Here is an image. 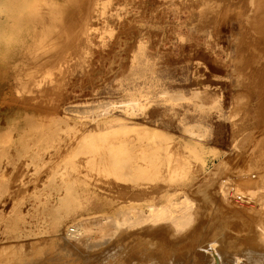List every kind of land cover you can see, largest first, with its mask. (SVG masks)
I'll list each match as a JSON object with an SVG mask.
<instances>
[{
	"label": "rangeland",
	"instance_id": "rangeland-1",
	"mask_svg": "<svg viewBox=\"0 0 264 264\" xmlns=\"http://www.w3.org/2000/svg\"><path fill=\"white\" fill-rule=\"evenodd\" d=\"M3 1L4 0H0V9H1L0 10V33H1L0 34V140L2 139V141H0V153H2V158L0 160V185H1L0 189L2 190V191L0 190V253H1L0 259L2 261L0 260V264H6L8 261L9 262L7 264L9 263L19 264L20 262H21L20 264H24L22 261L30 264L32 259L33 262H35L34 259L36 260V262H38L37 258L35 257L38 256V258L40 257L43 258L44 255L47 253V250L50 251L49 252L50 254L47 253L49 257H45V258L46 259L49 258L52 261V263L56 260L54 258L55 256L51 254L52 251L58 254V252H56L55 250L65 254L64 255L65 258H64V256L59 253V255L63 256V257L60 256L61 258H63L62 260L60 259L61 262H63L64 260L75 261L76 260L75 255L78 253V251L79 254L80 252H83L86 256H88V258L91 259L92 255L94 256L97 250L100 251L103 247H105V245L103 246V244L100 245L101 243H106V244L110 243V242L107 243V239H104L108 237H104L103 239L102 238L99 239V237H97L99 225L96 223H98V221H100V219L105 216L116 217L117 213L123 210L124 206L123 204H121L123 202V198H122L123 194H121L120 192L121 190L120 187H123L124 184H125L124 186L127 185L130 186V184L129 182L128 183L126 182L127 183L126 184L125 182L118 180V178H120L118 176V173L120 171L116 173L117 176L113 175L112 172L108 173L107 175L105 173L103 176V173L101 172V169L103 170L105 168L103 165L102 168H100V171H98L97 169L95 170L91 169L90 171V166L85 165L84 162L86 159L85 157L86 155L83 154L85 158L82 159L83 156L80 153H77L76 155L72 154L73 155L72 158H70L71 155L69 154L72 153L71 150L72 151L75 150L74 148L76 147V143L78 141L84 139L85 145L83 144L84 143L83 141L77 143V145L81 143L84 145V146L80 145L81 147H85L87 146V144L90 145L91 143L94 142L96 146H100L101 145L99 143L100 140H102V137L104 135H107L105 136V138H107L109 143L110 144L113 143L112 146H115L117 150L120 149L119 152L121 151V155L120 153L117 154L118 157L119 155L120 156L125 155L126 152L124 151V149L126 148L125 145L122 146V148L120 147L121 145L117 146V139H114V136H112L115 135L114 134L115 128L112 127L107 129L106 133H101V134L97 133L99 134L98 135L99 137L101 136L100 138L95 137L96 134L94 130L96 126L94 127V125H98L100 121L103 120L101 116L98 119H96L99 116V114L102 113V112L99 113L102 110V109L101 110L99 109L100 111L98 110L99 106L107 107V111H108L107 114L109 118L111 117L119 118L126 121L129 124L136 125L137 127L150 128L149 130H154V132L160 131V133L164 134L167 137L169 134L168 139L171 142H168V149L169 151L170 150L172 151V155L174 156H176V154L177 156H179V154L180 156L183 155L184 148L188 144H193V143H197L199 144L198 146L203 147L206 151L213 152L215 154L213 156L210 154L204 156L206 159V170H205L206 174L198 173V169L195 166V164H192L190 168V171L194 173L195 181L196 180L202 181L203 179L204 181L207 180L206 182L202 183L203 186L200 190L205 191L206 193L208 192V195L210 196V197L208 196L209 197L208 198L203 193L202 195L197 193H193L192 195L190 191L193 190V188L186 189L187 192L186 195L189 197V199H191L192 202H194L193 211L197 210L198 213V214L196 213L194 215L195 217H193L196 218L195 219L196 224L192 223L194 219L191 220L187 224V226L189 225V228L191 225V228L188 229V227L186 226L185 227L186 232H184L183 230L182 233L173 232L170 228H168L169 231L167 232L161 231L160 229L164 225L161 224L162 222L160 224L156 223V225L153 224L155 227H151V228L149 227V225L151 224L146 223L148 226L147 225L144 226L142 223V225L139 226L141 228L139 227L138 228L140 230L142 229V231H140V236L143 240L142 241L143 245L144 243H146L144 241H147L149 244L156 246L159 243L161 245H165L166 247H170L171 250L174 249L172 251L176 252L177 256L184 255L186 253V246H188V244L191 241V239H188V237L191 236V234H197L198 236V240L195 243V245L198 247L194 249H198L199 251L206 246L211 248V246L213 247L214 245L215 246L213 247V249H217L219 247L218 246L219 243L214 244L217 240L209 241L212 240V238L209 239L208 237V232L212 230V227H215L213 225L215 223H211V222L205 223L207 221V216H208V220L211 218V216L213 218L214 216L212 215V212L215 211L216 213L217 210V202L215 201V195L212 193L213 191L216 190L215 189L216 182L223 180L224 179L223 176H227L226 179L230 177L233 179L232 181L234 183H238L239 180L237 179V177L239 178V176L237 174H241L244 170L246 171L247 174L250 175L248 177V175L243 173L245 176L243 175L242 178L248 177L250 179L253 178L252 180H255L256 178H258L256 175L258 174H260L258 176H261V174L264 175L263 173L264 158L262 157L264 156V152H262L264 150V146H263L264 133H262L264 130V125H263L264 123V107H263L264 106V95H263L264 72L263 71L264 70L263 71L261 70L260 77L258 76L255 77L254 79L251 73L252 65L247 64V61H249V59L252 57L251 56L253 54L252 52H255L254 49L256 51H260L261 59L262 57L264 59V51H263L264 38L259 34L257 35L255 33L253 34V31H255L254 25H251L248 28V30L250 29L249 31L246 29V27H244L245 29L242 28L243 32L239 31L241 30L242 26L240 25V22L237 21L239 24L238 25L237 22L235 21V19L240 20L238 19L239 10L237 9L238 11L237 13V11L234 10L236 8L230 5L228 6L226 2L222 4L223 8L220 5L219 7L220 10L214 6L211 7V9L213 8V10L214 9L215 10L213 11L209 9L211 11L210 12L207 10L208 7L205 8L204 5L202 6L203 0H95V2L94 0L92 1L90 0L91 4L94 3V5L92 4L90 6H87L89 5L88 4L89 2H87L86 0H78L76 2L70 0L72 1L71 4H68L70 3L69 1H67L68 3L64 1L66 10H67V6H69L70 9L68 8V10L70 11L71 14L75 13L76 17L79 18L80 15H83L80 13H84L85 15L88 14V17H86L87 19L85 18L86 21L84 20L85 22H87L85 23L87 30L85 32L86 37L85 35H83L81 39L78 38L77 32H75L76 35L73 33V31H76L75 30L76 27L74 26L75 28L74 29L72 26L71 27L68 26L69 28L71 29L73 28V29L72 31L69 29L67 30V26H65L66 24L64 23H62L64 24V26L62 25L61 27L59 26L58 28H56L58 30L56 29L53 30V32L48 35L49 39H52L50 41L52 42L54 40H57L58 43L64 42L67 44L65 45L63 43V46L59 44L63 47L61 53H60L61 50H58L61 49L60 46L58 48L57 46L58 43L55 45L57 46V48L55 47L52 48L51 49L52 51H50L49 53L54 54L56 52L55 50H58V52L55 55L58 54L57 57L58 56L60 57L61 55L62 59L60 60H62V62L59 61L60 62L59 63L58 61H56L59 60L57 58L56 60H54V62H51V66H46V69H49V71H51V73L49 74L50 75L52 74L50 79L49 78L46 79L44 75H42L39 72L38 76L35 75L36 76L35 81L38 84L35 83L34 87L28 85L29 89H25L23 88L22 84L16 85L14 83L15 73L12 70L16 67L13 68V66L10 65L16 61L17 58L16 56L20 54L19 52L20 51L22 52V50L19 47L20 44L22 43L25 46V43H28L29 41L32 42V36L35 32H37V28L35 26V22H36L35 8L43 4H48L50 2H54L55 4L60 2L59 4L61 5L63 0H49V2H47L48 0H19L22 7L23 5L25 6L23 7V9L17 7V6L21 7V5H16L19 3L18 0L17 1L9 0L10 2L12 1L11 4L15 1L14 5L13 4L12 5L16 7V9L18 8L17 10L12 5L9 4L10 2L7 3L8 8L6 6L7 5L6 3H4L3 6L1 4V2L3 3ZM5 1L7 2L8 0ZM55 1H57V3ZM84 2L86 4V7H88L90 11L84 9L83 7ZM77 3L80 8L82 5V8L84 9L81 12H79V14L78 12L77 13L74 11H73L74 13L71 12L72 8L73 10L74 8H78L77 6L73 7L75 6L74 4ZM70 5L72 6V8ZM26 6L28 8H26ZM91 6H93V8ZM59 7L62 9L63 6L62 7L59 6ZM221 8L224 11L221 10ZM68 10L66 11V14L67 13L68 14L67 15L65 14V16H67L68 20H70L69 17L71 18L72 16L75 15L69 14ZM77 10L79 11L80 9L78 8ZM225 10L229 14H227ZM18 13L21 15L22 19L20 18V15ZM222 14L226 16V18L222 17L223 16ZM234 14L235 15L237 14V17L234 16ZM65 16L64 18L66 21L67 19ZM76 17H72L74 19L73 21H75ZM80 17L82 18V16ZM33 18L35 22H33L32 20ZM14 20L16 24L12 23L14 22ZM30 20L31 23L33 22L34 24H30ZM220 20L223 22L220 23L221 22ZM226 21L228 22V24H226ZM8 24H10L9 27ZM236 26H238V28ZM239 26L241 27L239 28ZM64 27H66V29H64L66 30L65 31L66 33L63 30ZM236 28L237 30L238 29L239 30L238 31L235 30ZM17 29L21 31H18ZM67 31L70 32V33L68 32L70 35L74 34L76 36L75 41L71 37L73 40V44L71 43L72 40L69 38L70 35L68 37ZM63 32L67 36H65ZM238 32L240 33L241 36H245L246 38L245 37L241 38L240 35L239 37L237 35L239 34ZM60 34L61 36H59ZM241 39L242 42L240 41ZM243 39H245L246 41ZM22 41L25 43H23ZM237 41L240 42V45L241 43L242 45L248 44L247 46L248 47L250 46L249 47L250 49H248L247 46L243 47L242 45L241 46L237 45L239 44L237 43ZM82 43L85 44V46L82 45ZM65 46H67V49L68 46H70L68 50H71L72 48L75 50L72 49L73 52L72 50L68 51L67 49L63 51V49L66 48ZM238 46L240 48H238ZM234 47H236V50ZM238 49L241 50L237 51ZM77 50H79L80 53L78 51L76 52L77 54L73 55L74 51ZM245 50L246 52L244 53L247 52L248 53L243 55V51ZM249 51L251 52L249 53ZM70 52H72L73 56L71 55ZM78 53L80 56H77ZM235 55L237 57H235ZM80 57L82 59V62L81 59H79ZM262 62L260 63L259 66H264V61L262 60ZM239 66H241L243 69L240 68ZM10 68L12 69L10 70ZM17 68H19V66H17ZM245 68L248 71L250 70L251 71L248 72L246 71ZM240 69H242L243 71ZM241 72L242 73L245 72L247 74L246 77H242ZM249 73H251L250 74L251 77L248 76ZM247 77L249 79H247L246 81L247 85H246V83L244 82ZM242 78H244V81H242L243 80ZM252 79H254V81H252ZM42 80L43 82H41ZM248 80L250 85L248 84ZM56 81L58 82L57 83L58 85H55ZM238 81L240 83H238ZM251 83L255 84V88L254 86H252ZM257 85L259 86L261 85V87ZM43 86L47 87V89ZM53 88L57 89V91H55ZM257 88L259 90H257ZM34 90H37V92ZM40 91L42 92L46 91V92L42 93ZM38 92H40L41 94H39ZM257 92L260 94H257ZM54 93L56 95H54ZM39 95L43 99L40 98ZM44 96L47 99H45ZM46 96H50V97H46ZM131 100L132 101L135 100L136 102V106L133 108L127 107L126 104ZM34 106H36L37 108ZM39 107L41 109L44 108L48 111L45 112L43 110H40ZM50 109H52L51 111L54 112H51ZM65 109H67V111ZM257 109L259 110L257 111ZM256 115H258V117ZM235 116L238 117L236 118ZM29 119H32V124L35 121L34 124H36L37 126L39 125L38 127H41L39 130L41 135L38 131L36 134L38 136L37 141L33 140L35 134L31 128L33 127L34 124L31 125L32 126L31 127L30 124L28 123ZM93 119H96V121L95 122L92 121ZM39 120L42 121L40 122ZM242 122L244 124H242ZM43 124H46L44 126L47 127L43 128L44 127V126L42 127ZM51 126L54 132L56 131V129H59V131L57 130L58 133L57 131L55 132L56 134L53 131L48 132L49 130H52L50 129ZM26 127H28L29 129ZM191 127L193 130L191 129ZM47 128H49V130ZM185 128L186 129L188 128L186 130L187 132L185 131V133H183ZM43 129L44 130L47 129V130L43 131ZM73 130L75 132H73ZM189 130L190 131L192 130L195 138L186 136L190 134L188 132ZM77 131L79 134L76 133ZM48 133H51V136ZM45 134L47 135V137L46 136L44 137ZM196 134H199L197 138H196ZM56 135H58L59 137ZM69 135L71 136V138ZM131 135L133 136V133L129 134V137H132ZM42 136L44 137L43 139ZM198 137L199 138L201 137L200 140ZM188 138L189 141H187ZM87 139L89 140L88 142L86 141ZM74 141H76L75 144ZM259 141L262 142V147H263V148L261 147L262 149L261 148L259 149L260 147L258 145L260 144ZM29 144L30 145L32 144V146L28 147ZM110 144L106 146V149L110 148L109 147ZM173 144L175 145L177 144L179 147L177 145L174 146ZM22 146H24L26 150H24V147ZM148 149L152 150L151 152L153 153L152 148L149 147ZM174 150L177 151L174 152ZM242 151L244 152L242 153ZM259 151H261L263 154H260L261 152ZM155 152L156 151H154L153 155L152 153L148 154L152 159V172L148 170L146 171V169L144 168L146 172L144 170L143 171L146 174L142 173L140 175L146 177L147 179L149 178V180L151 181V182L147 181L148 183H151L149 185L154 184L159 186L162 185V183H160V180L161 182L164 181V173L162 172L163 164L161 163V165H159L160 166L159 171L155 170L154 164L159 162V158H158L159 156H157L158 153L156 154ZM66 158L70 160L75 158L73 159L74 161H72L73 165L71 162L66 163L67 161ZM80 160L83 162H81ZM74 163L75 165L76 163L78 164L77 165L78 167L77 166L75 167V171L72 170V166H75ZM216 164L219 166L221 165L222 167L221 166L220 167L221 168L224 167L225 169L223 168L221 170L218 167V171H217V169H215ZM20 165L22 166L20 167ZM135 165L137 166V162L135 163ZM43 166H46V168ZM67 166L68 168H66ZM54 169H56L57 171ZM239 170L240 172H238ZM51 172H52V178L50 176ZM53 172H55L56 174ZM67 172L71 173V175L68 174ZM98 172L102 175L99 174V176L97 177L96 173ZM156 173L158 175H156ZM67 174L70 176V177L68 176L69 178L73 177L70 181L74 180L76 177L77 179L79 177L82 178L87 177L88 179L91 178V181L89 180L88 183L86 184L87 190L82 194L78 193L77 197L74 199V203L72 202L71 204L68 203V201H66V198H68L69 194L63 188H60L62 186V181L60 180H63L61 178L62 177L64 178V176H67ZM254 174L256 178L254 177ZM47 175H49V177H47ZM209 175L210 178H208ZM215 175L216 178H214ZM101 176L103 177L102 178L103 180L100 179ZM105 177L106 178L109 177L108 180L110 179V181L104 179ZM221 177H223V179ZM69 178L68 181L67 179H64L65 186H68L69 183L75 186L76 184L71 183L69 181ZM234 178L237 181L234 180ZM46 179L47 180L51 179L50 180L51 182L50 183L49 181L47 182ZM35 180L37 181V183H34L36 182ZM113 180L115 182L117 181V183H115ZM52 181L53 182L55 181L56 183L54 182L55 184L54 183L52 184ZM105 181H106V186H105ZM157 182L160 184H158ZM107 183L109 185L111 184V189H112V190L110 189L111 191L109 190V186ZM204 184H206L205 185L206 187L204 186ZM45 185L46 187H48L49 185L50 186L46 188ZM91 185H95L94 190L89 188ZM210 185L211 188L209 187ZM76 186H75L76 191H79L80 184H77ZM51 187H53V189H51ZM208 187L210 189H208ZM43 189L44 191H42ZM61 189L63 190V192H61L62 191ZM74 191L75 190L71 191L70 193L72 194V192L74 193ZM103 191L105 193H103ZM165 191L172 194L175 192V189L172 186H169L166 188ZM262 191L261 189L259 190L255 189L254 195L258 196L257 193L262 194ZM107 192L109 194H107ZM65 194L68 195L65 196ZM176 196L178 198L179 197L181 198L179 194ZM62 197L64 198L65 201L62 200L63 199ZM195 201L197 202L195 203ZM206 201L208 202L209 205L207 204ZM66 202L68 203L67 205H65ZM202 203H204L205 205H203ZM213 206L216 207L214 208ZM194 207H196L197 209L195 210ZM208 207H210V209ZM207 209L209 212L207 211ZM206 213L209 214L207 215ZM196 215H198L199 217ZM80 221H82V223H79ZM83 222H85V224ZM77 223L83 226V228L85 227L86 229L87 228L89 229L87 232H85L87 233V237L89 239H86L83 243L87 242L90 245V250L86 246L81 245L82 243L78 244L77 242L66 236L68 230L74 229L72 226L75 227ZM208 224L212 226H209ZM203 225L206 226L207 228L200 227ZM121 231L116 233L117 236ZM85 233L83 234L85 235ZM173 234L175 237H173ZM177 234L179 235L177 236ZM92 238H95L96 240ZM48 239L49 240L56 239L55 240L57 241L56 245H58L59 248L57 246L56 247L53 246L54 249L53 250L51 249L52 247L49 246L48 247L49 249H47L46 243H42V242L43 241L48 242ZM207 241L214 243H211V245L209 246L207 244L208 243ZM36 244L37 247H39L40 249L44 248V251L46 248V253L44 252V254L42 255L43 249L41 253H39L40 251L37 253L38 250L35 252L34 250L37 249ZM43 244L46 247H44ZM91 246H93V248ZM95 246H97L98 248L101 246V248L98 249L96 247V251H95ZM173 246L175 248H173ZM202 246L204 247L202 248ZM16 248H18L19 250H17ZM22 248L23 250H21ZM64 248H66L67 250ZM7 249H9L10 251ZM63 249L64 251L65 250L66 251L63 252ZM4 251L6 253H3ZM90 251L91 252L94 251L92 252L93 254ZM24 253L26 256L24 257L19 256V255H24ZM32 253H34L33 254L34 257L31 256ZM35 253L37 254L35 255ZM66 253H69L70 255L68 254L66 255ZM208 253L210 254V252L205 251L203 258V260L205 259V261L201 262L202 264H214L213 257H209ZM8 254H10L11 256ZM160 254L159 252H156L155 255V256L158 255L159 259H155L158 258L155 257L153 258L152 261L149 262L143 260L142 264H156V263L168 264L167 261L163 259L162 252H160ZM50 255H52L53 257ZM8 256L10 257L9 260H8ZM27 256L28 257L31 256L32 259L26 258ZM66 256L68 257L66 258ZM25 258L28 261H26ZM53 258L54 260H52ZM56 258L57 260L59 259L57 256ZM3 259L5 260V262ZM14 259L16 261H14ZM43 259L41 260V262L35 264H41V263L44 264V262H42ZM47 260L44 261L47 262ZM190 260H193V258H191ZM190 260H189L190 264L193 263L196 264L195 260H193L192 263ZM17 261L19 263H17ZM135 262L137 263V261ZM49 263L52 264L50 261ZM49 263L47 262L46 264ZM233 263L239 264L235 262ZM65 264L68 263L65 262ZM225 264H230V263L226 262Z\"/></svg>",
	"mask_w": 264,
	"mask_h": 264
},
{
	"label": "bare ground",
	"instance_id": "bare-ground-1",
	"mask_svg": "<svg viewBox=\"0 0 264 264\" xmlns=\"http://www.w3.org/2000/svg\"><path fill=\"white\" fill-rule=\"evenodd\" d=\"M15 1H17V0H15ZM15 1L12 3L13 5H14V3H15ZM19 1V0H18ZM64 1L65 2H67V1H69L70 3H68V4H71V2L72 1H70V0H63V2H62V4L60 5L59 3H57V1H55L57 4H55L54 2H50V3H48V4H43V5H40L39 7H37V8H35L34 10H35V15H36V19H35V21H34V18L32 19L33 20V22H35V26H36V28H37V32H35L34 34H33V36H32V42H28V43H25V42H23V41H25V40H23L22 42L23 43H25V46L21 43L20 44V49L22 50V52L20 51L19 53L20 54H18V56H16L17 58H16V61L14 62V63H12L10 66H13V68L14 67H16V68H14L12 71H14V83L16 84V85H20V84H22V86H23V88H25V89H29L28 88V85H30V86H32V87H34L35 86V83L36 84H38L36 81H35V77L36 76H38V73L40 72L42 75H44V77L47 79V78H49L50 79V77L52 76V74L50 75L49 73H51V71H49V69H46V66H51V62H54V60H56L57 58L59 59V60H56V61H61L62 62V60H60V59H62L61 57V55H60V57L58 56L57 57V55H55L57 52H58V50H61L60 51V53L62 52V46H63V43L64 42H60V43H58L57 42V40H54V41H50V40H52V39H49V34H51L52 32H53V30H55L56 28H58L59 26L61 27L62 25L64 26V24H66L65 26H67V30L69 29V30H71L72 31V29L74 28V26L76 27V31H73V33L76 35V33L75 32H77V34H78V38H80L81 39V37H83V35H85L86 33V24L85 23H87V22H85L86 20H85V18L86 17H88V14H84V13H80V14H83V15H80V16H82V18L78 15L79 14V12H81L82 10H84V9H86L87 11L89 10V8L88 7H86V4H85V2L87 1V2H89L88 4L89 5H87V6H90V5H94V3H92L91 4V1L90 0H86L85 2H84V4H83V7H84V9L82 8V5H81V8L79 7V5H78V3L77 4H74L75 6H73V7H78L80 10L78 11L77 9L78 8H74V10H73V8H72V6H71V12H78V16H79V18L78 17H76V14L74 13V14H71L70 13V11L68 10V8H69V6H67V10L69 11V14H71V15H75V16H72V17H76V19H75V21H73L74 19L72 18H70L69 16V19L70 20H72V21H70V20H68V18H67V16H65V14H66V6H65V3H64ZM73 1H78V0H73ZM8 2H10L9 0L6 2L5 0L3 1V3L1 2V4L3 5L4 3H8ZM12 2V1H11ZM11 2L9 3L10 5H12L11 4ZM47 2H49V0L47 1ZM74 2V3H75ZM94 2H95V0H94ZM201 2V1H200ZM227 3L228 4V6L230 5V6H232V7H234V8H236V9H234V10H236L237 11V9L239 10V18L238 19H240V20H237V19H235V21L237 22H240V25L242 26H239V28L241 27V30H239V31H242V28L243 29H245L244 27H246V29L248 30V28L251 26V25H254V27H255V31H253V34L255 33L256 35L257 34H259L260 36H262L263 38H264V0H203V4H202V6L204 5L205 6V8H207V10L208 11H210L209 9H211V7H216V8H218L219 9V7H220V5H221V7H222V4L223 3ZM18 3V2H17ZM19 3H20V1H19ZM16 4V5H21V3L20 4ZM63 3H64V5H63ZM231 3V4H230ZM73 4V3H72ZM12 5V6H13ZM63 6L62 7V9L64 10V8H65V10L63 11L59 6ZM85 5V6H84ZM4 6V5H3ZM7 6V8H8V4L6 5ZM5 6V7H6ZM225 6V5H224ZM14 7V6H13ZM18 8H22L23 9V7H25L24 5H23V7H22V5H21V7H19V6H17ZM92 8H93V6H91ZM91 7H90V9H91ZM231 7V8H232ZM2 8H4V7H2ZM11 8V7H10ZM15 9H16V7H14ZM17 8V9H18ZM26 8H28L27 6H26ZM95 8V7H94ZM223 8V7H222ZM221 8V10H223ZM6 9V8H5ZM16 9V10H17ZM70 9V8H69ZM77 11H76V10ZM233 9V8H232ZM1 10V9H0ZM2 10H4V9H2ZM10 10H13V9H10ZM86 10H85V13H86ZM93 10V9H92ZM211 10H213V8L211 9ZM215 10V9H214ZM213 10V11H214ZM220 10V9H219ZM234 10H233V12H234ZM23 11V10H22ZM90 11V10H89ZM212 11V12H213ZM217 11V10H216ZM224 11V10H223ZM226 11V10H225ZM14 12V11H13ZM12 12V13H13ZM28 12H29V9H28ZM84 12V11H83ZM211 12V11H210ZM227 12V11H226ZM225 12V13H226ZM1 13H2V11H1ZM20 13V12H19ZM18 13V14H19ZM23 13V12H22ZM206 13H207V11H206ZM217 13V12H216ZM222 13H224V12H222ZM237 13H238V11H237ZM17 14V13H16ZM68 14V13H67ZM66 14V15H67ZM209 14V13H208ZM213 14V13H212ZM227 14H229L228 12H227ZM12 15V14H11ZM20 15V14H19ZM18 15V16H19ZM84 15H85V17H84ZM205 15V14H204ZM223 15V14H222ZM221 15V16H222ZM233 15V14H232ZM64 16L66 17V21H65V18H64ZM216 16V15H215ZM229 16H231V15H229ZM228 16V17H229ZM234 16H236L237 17V14L235 15L234 14ZM7 17V16H6ZM16 17V16H15ZM84 17V18H83ZM205 17V16H204ZM210 17V16H209ZM217 17H218V15H217ZM222 17H225L226 18V16H222ZM19 18V17H18ZM20 18H21V15H20ZM29 18V17H28ZM27 18V19H28ZM80 18H81V21H80ZM230 18V17H229ZM10 19V18H9ZM8 19V20H9ZM16 19V18H15ZM22 19V18H21ZM30 19H31V16H30ZM79 19V20H78ZM87 19V18H86ZM201 19V18H200ZM222 19H224V18H222ZM221 19V20H222ZM233 19H234V17H233ZM6 20H7V18H6ZM18 20V19H17ZM79 22H78V21ZM85 20V21H84ZM204 20V19H203ZM220 20V21H221ZM11 21V20H10ZM27 21V20H26ZM67 21H70V22H67ZM84 21V22H83ZM19 22V21H18ZM31 23V20H30V24H34V23ZM77 22V23H76ZM81 22V23H80ZM223 21H221L220 23H222ZM238 22H237V24H238ZM12 23H15L16 24V22H15V20H14V22H12ZM11 23V24H12ZM21 23V22H20ZM26 23V22H25ZM62 23H64V24H62ZM230 23V22H229ZM226 24H228V22L226 21ZM6 25V24H5ZM9 25L10 24H8V27H9ZM13 25V24H12ZM26 25V24H25ZM24 25V26H25ZM28 25V24H27ZM239 25V24H238ZM34 26V25H33ZM73 27L72 29L71 28H69V27ZM7 27V28H8ZM16 27V26H15ZM231 27V26H230ZM237 28H238V26H236ZM17 28V27H16ZM20 28V27H19ZM18 28V29H19ZM88 28V27H87ZM237 28L235 29V30H237ZM6 29V28H5ZM17 29V30H18ZM27 29V28H26ZM32 29V28H31ZM64 29H66V27H64L63 28V30ZM56 30H58V29H56ZM231 30V29H230ZM237 30V31H238ZM246 30V31H247ZM250 30V29H249ZM248 30V31H249ZM18 31H21V30H18ZM66 30H64V32H65ZM236 31V32H237ZM245 31V32H246ZM32 32V31H31ZM34 32V31H33ZM59 32V31H58ZM63 32V33H64ZM69 31H67V34H68V37H69V33H68ZM229 32V31H228ZM243 32V31H242ZM17 33H19V32H17ZM23 33H24V31H23ZM66 33V32H65ZM65 33H64V35H65ZM232 33V32H231ZM239 33V32H238ZM252 33V32H251ZM1 34V33H0ZM10 34V33H9ZM55 34V33H54ZM74 34H71L70 35V39L72 40V38L74 39V41L76 40V36L74 35ZM237 34V33H236ZM5 35V34H4ZM21 35V34H20ZM72 35H74V36H72ZM238 36L240 35V33L239 34H237ZM248 35V34H247ZM6 36V35H5ZM14 36V35H13ZM31 36V35H30ZM29 36V37H30ZM52 36H53V34H52ZM56 36V35H55ZM54 36V37H55ZM59 36H61V34L59 35ZM58 36V37H59ZM65 36H67V35H65ZM234 36H235V34H234ZM241 36V35H240ZM239 36V37H240ZM259 36V37H260ZM15 37V36H14ZM72 37V38H71ZM75 37V38H74ZM85 37H86V35H85ZM237 37V36H236ZM242 37H245V36H241V38ZM256 37V36H255ZM3 38V37H2ZM10 38H11V36H10ZM9 38V39H10ZM51 38V37H50ZM53 38V37H52ZM57 38V37H56ZM62 38V37H61ZM77 38V39H78ZM246 38V37H245ZM19 39V38H18ZM63 39V38H62ZM68 39V38H67ZM256 39H259V38H256ZM2 40V39H1ZM8 40V39H7ZM47 40H48V42H47ZM69 40V39H68ZM233 40V39H232ZM243 40H245V39H243ZM26 41H28V40H26ZM61 41H63V40H61ZM65 41V40H64ZM83 41H85V40H83ZM241 42H242V39L240 40ZM246 41V40H245ZM252 41V40H251ZM257 41V40H256ZM6 42V41H5ZM71 42V41H70ZM79 42V41H78ZM258 42H259V40H258ZM7 43V42H6ZM58 43V48H59V46H60V48L61 49H58V50H55V51H53V52H55L54 54H50L49 52L50 51H52L51 49L52 48H57V46H55L56 44ZM72 44H73V40H72V42H71ZM237 43H239V44H237V45H240V42H238L237 41ZM245 43V42H244ZM252 43V42H251ZM256 43V42H255ZM59 44H61V45H59ZM65 45L67 44V43H64ZM79 44V43H78ZM259 44V43H258ZM82 45H84L85 46V44H83L82 43ZM232 45V44H231ZM241 45H242V43H241ZM240 45V46H241ZM248 45V44H247ZM247 45H242L243 47L244 46H247ZM255 45V44H254ZM78 46V45H77ZM83 46V47H84ZM261 46V45H260ZM66 47V48H65ZM64 48L65 49H63V51L64 50H66L67 49V46H65ZM69 47L70 46H68V49H69ZM80 47V46H79ZM237 47V46H236ZM236 47H234L235 48V50H236ZM250 47V46H249ZM248 46H247V48L248 49H250ZM17 48V47H16ZM16 48H14V49H16ZM78 48V47H77ZM238 48H240L239 46H238ZM252 48V47H251ZM259 48V47H258ZM13 49V50H14ZM19 49V50H20ZM67 49V50H68ZM71 49V48H70ZM73 49V48H72ZM71 49V50H72ZM80 49V48H79ZM87 49V48H86ZM254 49V48H253ZM264 49V48H263ZM71 50H68V51H71ZM73 50H75V49H73ZM73 50H72V52H73ZM234 50V51H235ZM241 50V49H240ZM239 49L237 50V51H240ZM17 51V50H16ZM79 50H77V51H74V53H73V55H75V54H77L76 52H78ZM254 51L255 52H252L253 54L251 55L252 57L249 59V61H247V64H251L252 65V77L255 79V77H260V72H261V70L263 71L264 70V66H259L260 65V63L262 62V60L264 61V59H263V57H262V59H261V56H260V51H256L255 49H254ZM264 51V50H263ZM72 52H70L71 53V55H72ZM244 52H246V50L245 51H243V55L244 54H247V53H244ZM251 51H249V53H250ZM79 53H80V51H79ZM79 53H78V55L77 56H80L79 55ZM235 53V52H234ZM237 53V52H236ZM239 53H241V52H239ZM72 55V56H73ZM77 56H75V57H77ZM237 56H238V54H237ZM236 55H235V57H237ZM241 56H242V54H241ZM74 57V58H75ZM243 58V57H242ZM76 59V58H75ZM79 59H81V57L79 58ZM246 59V58H245ZM77 60V59H76ZM55 61V62H56ZM245 61V60H244ZM57 62V63H58ZM81 62H82V59H81ZM195 62V61H194ZM243 62V61H242ZM246 62V61H245ZM60 63V62H59ZM197 63V62H196ZM263 63V62H262ZM241 64H243V63H241ZM246 64V63H245ZM248 65V66H249ZM17 66H19V68H17ZM243 66V65H242ZM247 66V67H248ZM240 68H242L241 66H239ZM238 67V68H239ZM236 68H237V66H236ZM12 68H10V70H11ZM243 69V68H242ZM242 69H240V70H242ZM246 69V68H245ZM239 70V69H238ZM243 71V70H242ZM246 71H248L247 69H246ZM251 71V70H250ZM250 71H248V72H250ZM53 72V71H52ZM264 72V71H263ZM13 73V72H12ZM37 73V74H36ZM242 73V72H241ZM241 73H239V74H241ZM251 73H249V75L248 76H250V74ZM49 74V75H48ZM56 74V73H55ZM238 74V75H239ZM242 74H244V75H242ZM241 74V76L242 77H246V73L244 72V73H242ZM36 75V76H35ZM48 76V77H46V76ZM61 75V74H60ZM44 77H43V79H44ZM251 77V76H250ZM55 78V77H54ZM61 78V77H60ZM240 78V77H239ZM40 79V78H39ZM42 79V78H41ZM48 79V80H49ZM241 79V78H240ZM243 80L242 81H244V78H242ZM247 79H249L248 77L246 78V80H245V82L244 83H246V81H247ZM254 79H252V81H254ZM257 79V78H256ZM59 80V79H58ZM237 80V79H236ZM258 80V79H257ZM51 81V80H50ZM240 81V80H239ZM238 81V83H240ZM11 82V81H10ZM40 82V81H39ZM41 82H43V80L41 81ZM40 82V83H41ZM47 82V81H46ZM251 82V81H250ZM255 82H256V80H255ZM254 82V83H255ZM58 82L56 81V83H55V85H58L57 84ZM253 83V82H252ZM251 83V84H252ZM259 83H261V82H259ZM13 84V83H12ZM14 84V85H15ZM60 84V83H59ZM243 84V83H242ZM242 84H240V85H242ZM248 84H249V80H248ZM256 84V83H255ZM255 84H252V86H254V88H255ZM258 84V83H257ZM40 85V84H39ZM64 85V84H63ZM246 85H247V83H246ZM250 85V84H249ZM9 86V85H8ZM11 86V85H10ZM38 86V85H37ZM41 86H42V84H41ZM59 86H62V85H59ZM257 86H259V85H257ZM43 87H45V86H43ZM65 87V86H64ZM259 87H261V85L259 86ZM11 88V87H10ZM42 88V87H41ZM46 89H47V87H45ZM52 88V87H51ZM56 88H58V87H56ZM253 88V87H252ZM34 89V88H33ZM39 89V88H38ZM55 91H57V89H55V88H53ZM41 90V89H40ZM44 90V89H43ZM42 90V91H43ZM53 90V91H54ZM61 90V89H60ZM257 90H259L258 88H257ZM256 90V91H257ZM34 91H36L37 92V90H34ZM42 91H40V92H42ZM50 91V90H49ZM249 91V90H248ZM40 92H38L39 94H41ZM44 92H46V91H44ZM44 92H42V93H44ZM52 92V91H51ZM51 92H50V95H51ZM60 92V91H59ZM18 93H19V91H18ZM35 93V92H34ZM48 93V92H47ZM46 93V94H47ZM53 93V92H52ZM205 93V92H204ZM10 94V93H9ZM209 94V93H208ZM257 94H260V93H258L257 92ZM22 95V94H21ZM37 95V94H36ZM54 95H56L55 93H54ZM264 95V94H263ZM42 96H43V94H42ZM52 96H53V94H52ZM52 96H51V98H52ZM177 96V95H176ZM39 97H40V95H39ZM46 97H50V96H46ZM204 97H206V96H204ZM203 97V98H204ZM259 97V96H258ZM35 98V97H34ZM40 98H42V97H40ZM44 98H45V96H44ZM51 98H49V99H51ZM56 98V97H55ZM173 98H174V96H173ZM202 98V99H203ZM43 99V98H42ZM45 99H47V98H45ZM179 99V98H178ZM241 99H242V97H241ZM51 100H53V99H51ZM183 100V99H182ZM260 100V99H259ZM42 101V100H41ZM54 102V101H53ZM56 102H57V100H56ZM135 102V100L134 101H130V102H127L126 104H127V107H131V108H133V107H135L136 106V102ZM204 102V101H203ZM131 103H134V104H131ZM263 103V102H262ZM201 104V103H200ZM44 105V104H43ZM258 105H259V103H258ZM40 106H42V105H40ZM34 107H36V106H34ZM48 107H50V106H48ZM127 107H126V109H127ZM259 107V106H258ZM264 107V106H263ZM37 108V107H36ZM53 108H54V106H53ZM67 108H68V106H67ZM73 108V107H72ZM91 108V107H90ZM39 109L40 110H43V111H45V112H47L48 110H46V109H44V108H40L39 107ZM55 109H57V108H55ZM79 109H81V108H79ZM93 109V108H92ZM101 111H100V110ZM52 109H50V111H51ZM66 111H67V109H65ZM94 110V109H93ZM98 110L100 111L99 113H101V114H99V116L96 118V119H98L100 116L103 118V120H101L100 121V123L98 124V125H94V127H95V130H94V132H95V137H99L98 135L99 134H101V133H106V130L107 129H109V128H115V135H112V136H114V139H117V146L118 145H121L120 147L122 148V146H124L125 145V149H124V151H126L125 152V155H122V156H120L121 155V151L119 152V150H117V148L115 147V146H112L113 145V143H109V141L107 140V138H105V136H107V135H102L103 137H102V140H100V146H96V144H94L95 142H94V139H93V142L94 143H89L90 145H88L87 144V146H85V147H81V146H84L85 145V142H84V139H82V140H80L81 142L83 141L84 143V145L81 143V144H78L77 145V143L78 142H80V141H78L77 143H76V141H74V144L76 143V147L73 149L74 151H72L71 150V152L72 153H69L70 155H71V157L70 158H72L73 157V155L72 154H74V155H76L77 153H80V154H82V159H84L85 157H86V159H85V165H87V166H90V171H91V169L92 170H95V169H97L98 171H100V168H102V165L105 167L103 170L101 169V172L103 173V176H104V174L106 173V175L108 174V173H110V172H112V174L113 175H116L117 176V172H119L118 173V176L120 177V178H118V180H121V181H123V182H129V184H130V186H124L123 185V187H120V192H121V194H123L122 195V198H123V202L121 203V204H123V206H124V208H123V210L122 211H120V212H118L117 213V216L116 217H110V216H105V217H103V218H101L100 219V221H98V223H96V224H98L99 226V230H98V236L97 237H99V239H103L104 237H108V238H104V239H107V243L108 242H110L109 244H106V243H101L100 245H102L103 244V246L105 245V247H103L100 251H96V247L97 246H95V253L96 254H94V256L92 255V258L90 259V258H88V256H86L83 252H80V254H79V251H78V253L75 255V258H76V260L75 261H69V260H64L63 262H61V260L63 259V258H61V257H63L65 254L64 253H61V252H59V251H57V250H55L56 252H58V254L57 253H55V252H53L52 250V255H54L55 257V261L52 263V261L49 259V258H47L52 264H59L60 262L61 263H64L65 264V262L66 263H68V264H142L143 262V260H146L147 262H149V261H152L153 260V258H155V257H158V258H155V259H159V256L157 255V256H155L156 255V252H159V254H160V252H162V256H163V259L165 260V261H167V263L168 264H190V262H189V260L191 259V258H193V260H195L196 261V264H202L201 262H203V261H205V259L203 260V258H204V253H205V251H208V252H210V254H209V257H213V259H214V264H225L226 262L227 263H230V264H232L233 262H235V263H239V264H264V175H262L261 174V176H258V175H260V174H258V175H256L258 178H256L255 177V174H254V177L256 178L255 180H252L253 178H248L249 177V175L250 174H247L246 173V171L244 172H242L241 174H237L238 176H239V178L237 177V179L239 180L238 181V183H234L232 180V178H228V179H226V177L227 176H223L224 177V179H223V177H221L223 180H221V181H218V182H216V187H215V191H213L212 193L215 195V201L217 202V210H216V213H215V211H213L212 212V215L214 216L213 218H212V216H211V218L208 220V216H207V221L205 222V223H207V222H211V223H215V224H213L215 227H212V230L211 231H209L208 232V237H209V239L210 238H212V240H209V241H215V240H217L215 243L214 242H209V241H207L208 243V245L210 246L211 245V243H214V244H218L219 243V249L217 248V249H213V247L215 246H211V248H209L208 246H206V247H204V246H202V248L203 249H201V250H199L198 251V249H194V248H196V247H198V246H196L195 245V243H196V241L198 240V236H197V234H191V236H189L188 237V239H191V241H190V243L188 244V246H186V253L184 254V255H179V256H177V254H176V252H174V251H172V250H174V249H172L171 250V248L170 247H166L165 245H161V244H157V246L156 245H151V244H149L147 241H144V242H146V243H144V245L142 244V238H141V236H140V231H142V229L140 230L139 228H141V227H139L140 225H142V223H143V225L145 226V225H147V224H151V225H149V227L151 228V227H155L153 224H155L156 225V223H161V224H164L163 225V227L160 229L161 231H165V232H167V231H169V229L168 228H170L173 232H180V233H182L183 232V230H184V232H186L185 230V227L187 226V224L191 221V220H193V222L192 223H195V219L196 218H193V217H195L194 215L197 213V208L196 207H194L195 208V210L196 211H193V204H194V202H192L191 201V199H189V197L186 195L187 194V192H186V189H192L193 188V190H191L190 192L192 193V195H193V193H197V194H200V195H202V193L205 195V196H209L208 195V192L206 193L205 191H202V190H200L201 188H202V183H204V182H206V181H204V179L202 180V181H199V180H196L195 181V179H194V173L193 172H191L190 171V168H191V165L192 164H195V166L197 167V169H198V173H200V174H204L205 173V170H206V159H205V157L204 156H206V155H215L213 152H208V151H206L203 147H201V146H198L199 144H197V143H193V144H188L185 148H184V153H183V155H181L180 156V154H179V156H177V154H176V156H174V155H172V151L170 152L169 151V149H168V142H171L169 139H168V137H169V134H168V137L167 136H165L164 134H162V133H160V131H155L154 132V130H149L150 128H145V127H137L136 125H132V124H129V123H127L126 121H124V120H122V119H119V118H114V117H111V118H109V116H108V114H107V107H101V106H99L98 107ZM97 110V111H98ZM244 110V109H243ZM256 110V109H255ZM259 109H257V111H258ZM51 112H54V111H51ZM84 112V111H83ZM93 112V111H92ZM130 112V111H129ZM252 112V111H251ZM33 114V113H32ZM41 114V113H40ZM129 114V113H128ZM131 114V113H130ZM257 114V113H256ZM39 116V115H38ZM127 116V115H126ZM257 117H258V115H256ZM236 117V116H235ZM238 117V116H237ZM236 117V118H237ZM254 117V116H253ZM94 118V117H93ZM262 118V117H261ZM260 118V119H261ZM92 119V118H91ZM96 119H93L92 121H96ZM126 119V118H125ZM24 120V119H23ZM44 120V119H43ZM83 120V119H82ZM233 120V119H232ZM238 120V119H237ZM253 120V119H252ZM255 120V119H254ZM258 120V119H257ZM256 120V121H257ZM33 121H34V119H33ZM37 121H38V119H37ZM40 121V120H39ZM42 121V120H41ZM40 121V122H41ZM48 121V120H47ZM248 121V120H247ZM12 122V121H11ZM25 122H27V121H25ZM44 122V121H43ZM46 122V121H45ZM49 122V121H48ZM233 122V121H232ZM258 122H260V121H258ZM28 123L30 124V126L31 125H33L34 123H35V121H34V123L32 124V119H29L28 120ZM47 123V122H46ZM37 124H38V122H37ZM42 124V123H41ZM54 124V123H53ZM180 124V123H179ZM181 124H182V122H181ZM180 124V125H181ZM236 124V123H235ZM242 124H244L243 122H242ZM254 124H255V122H254ZM28 125V124H27ZM35 125V126H34ZM33 125V127L31 128L32 130H33V132H34V137H33V140H36L37 141V139H38V136L36 135L37 134V131L39 132V130H40V128L41 127H38L36 124H34ZM44 125H46V124H43L42 125V127L44 126ZM195 125H197V124H195ZM246 125V124H245ZM244 125V126H245ZM258 125V124H257ZM256 125V126H257ZM263 125H264V123H263ZM41 126V125H40ZM49 126V125H48ZM54 126V125H53ZM199 126V125H198ZM250 126V125H249ZM255 126V125H254ZM47 126H44L43 128H46ZM184 127H186V126H184ZM231 127V126H230ZM26 128H28V127H26ZM57 128V127H56ZM29 129V128H28ZM27 129V130H28ZM30 129V130H31ZM48 130H49V128H47ZM47 129H45V130H47ZM50 129H52V126L50 127ZM188 129V128H187ZM186 128H185V130H184V132L183 133H185V131L187 130ZM190 129V128H189ZM191 129H192V127H191ZM200 129V128H199ZM31 130V131H32ZM42 130V129H41ZM44 129H43V131H45ZM59 131V129H56V131ZM78 130V129H77ZM92 130V129H91ZM97 130V131H96ZM193 130V129H192ZM192 130L190 131H188L191 135H193V136H191L190 134L189 135H186V136H190V137H194V134H193V132H192ZM238 130V129H237ZM241 130V129H240ZM262 130H263V128H262ZM51 131H53L54 132V130L52 129V130H49L48 132H51ZM55 131V132H56ZM58 131H57V133H58ZM93 131V130H92ZM197 131V130H196ZM14 132V131H13ZM54 132V133H55ZM73 132H75L74 130H73ZM85 132V131H84ZM93 132V133H94ZM187 132V131H186ZM40 133V132H39ZM43 133V132H42ZM53 133V134H54ZM76 133H78V131L76 132ZM97 133H99V134H97ZM131 133H133V136L132 137H129V134H131ZM194 133H195V131H194ZM262 133H264V130H263V132ZM33 134V133H32ZM44 134V133H43ZM48 134H50V136H51V133H48ZM52 134V135H53ZM56 134V133H55ZM79 134V133H78ZM83 134V133H82ZM113 134V133H112ZM233 134V133H232ZM235 134V133H234ZM40 135H41V133H40ZM77 135V134H76ZM238 135V134H237ZM264 135V134H263ZM47 137V135L45 134L44 135V137ZM49 136V137H50ZM56 136H58V135H56ZM67 136V135H66ZM70 136V135H69ZM197 136H199V134H196V138H197ZM202 136V135H201ZM261 136V135H260ZM259 136V137H260ZM43 136H42V139L44 138ZM59 137V136H58ZM74 137V136H73ZM72 137V138H73ZM101 137V136H100ZM99 137V138H100ZM172 137V136H171ZM170 137V138H171ZM235 137V136H234ZM264 137V136H263ZM63 138V137H62ZM61 138V139H62ZM66 138V137H65ZM70 138H71V136H70ZM75 138V137H74ZM195 138V137H194ZM199 138V137H198ZM201 138V137H200ZM200 138H199V140H200ZM41 139V138H40ZM41 139V140H42ZM48 139V138H47ZM52 139V138H51ZM59 139V138H58ZM90 139V138H89ZM97 139V138H96ZM191 139V138H190ZM237 139V138H236ZM235 139V140H236ZM259 139V138H258ZM26 140H28V139H26ZM57 140V139H56ZM77 140H79V139H77ZM169 140V141H168ZM173 140V139H172ZM247 140V139H246ZM0 141H2V139L0 140ZM50 141V140H49ZM52 141V140H51ZM62 141V140H61ZM68 141H70V140H68ZM67 141V142H68ZM87 142L89 141L88 139L86 140ZM98 141H99V139H98ZM176 141V140H175ZM187 141H189V138H188V140ZM258 141V140H257ZM262 141V140H261ZM57 142V141H56ZM65 142V141H64ZM195 142H197V141H195ZM200 142V141H199ZM263 142V141H262ZM262 142H260L259 141V143L261 144H258L260 147H259V149L262 147ZM30 143V142H29ZM32 143V142H31ZM34 143V142H33ZM39 143V142H38ZM37 143V144H38ZM46 143V142H45ZM51 143V142H50ZM63 143V142H62ZM177 143V142H176ZM55 144V143H54ZM57 144V143H56ZM64 144V143H63ZM66 144V143H65ZM74 144H73V146H74ZM110 144V148H107L106 149V146L107 145H109ZM236 144V143H235ZM257 144V143H256ZM59 145H60V143H59ZM58 145V146H59ZM81 145V146H80ZM171 145V144H170ZM174 146H176L175 144H173ZM172 145V146H173ZM234 145V144H233ZM30 146H32V144L30 145L29 144V146L28 147H30ZM78 146H80V147H78ZM178 146V145H177ZM241 146V145H240ZM264 146V145H263ZM22 147H24V146H22ZM113 147V148H112ZM152 148L153 149V153H154V151H156L155 153L157 154V156H159L158 158H159V162H157L158 163V165H157V163H155L154 164V166H155V170H160V166L159 165H161V163L163 164V170H162V172L164 173V181L163 182H161V180H160V183H162V185H159V186H157V185H149V184H151V183H148V182H151L150 180H149V178L147 179L146 177H143L142 175H140V174H142V173H145L147 170L148 171H150V172H152V159H151V157L148 155L149 153H152L151 151L152 150H149L148 148ZM170 147V146H169ZM179 147V146H178ZM257 147V146H256ZM119 148V147H118ZM175 148H177V147H175ZM263 148V147H262ZM261 148V149H262ZM78 149H80V150H78ZM104 149H106V150H104ZM181 149V148H180ZM236 149V148H235ZM234 149V150H235ZM258 149V150H259ZM24 150H26L25 149V147H24ZM54 150V149H53ZM69 150H70V148H69ZM121 150H123V149H121ZM148 150H149V152H148ZM257 150V151H258ZM177 150H174V152H176ZM209 151H212V150H209ZM257 151H256V153H257ZM59 152V151H58ZM118 152V153H117ZM181 152H182V150H181ZM244 151H242V153H243ZM259 152H261V151H259ZM259 152H258V154H259ZM262 152H264V150L262 151ZM260 153V154H263V153ZM120 153V155H119V157H122V158H119L118 157V155L117 154H119ZM153 153H152V155H153ZM26 154V153H25ZM86 155L85 157H84V155ZM235 154V153H234ZM245 154V153H244ZM247 155V154H246ZM256 155V154H255ZM54 156V155H53ZM52 156V157H53ZM243 156V155H242ZM257 156V155H256ZM39 157V156H38ZM75 157V156H74ZM259 157V156H258ZM261 157V156H260ZM263 158H264V156H262ZM1 158H2V153H0V160H1ZM24 158V157H23ZM76 158H78V157H76ZM81 158V157H80ZM245 158V157H244ZM253 158V157H252ZM67 159V158H66ZM73 159H75V158H73ZM70 160V159H67V161H66V163H68V162H71L72 163V161H74V160ZM117 159H119V160H117ZM262 159V158H261ZM46 160V159H45ZM70 160V161H69ZM246 160H247V158H246ZM253 160V159H252ZM22 161V160H21ZM37 161V160H36ZM81 161V160H80ZM254 161V160H253ZM260 161V160H259ZM47 162V161H46ZM57 162H58V159H57ZM76 162V161H75ZM81 162H83V161H81ZM137 162V166L135 165V163ZM154 162V161H153ZM223 162V161H222ZM44 163V162H43ZM62 163V162H61ZM104 163H106V164H104ZM134 163V164H133ZM253 163V162H252ZM260 163V162H259ZM264 163V162H263ZM21 164H23V163H21ZM82 164H84V163H82ZM133 164V165H132ZM221 164V163H220ZM224 164V163H223ZM64 165V164H63ZM72 165H73V163H72ZM74 165H75V163H74ZM78 164L76 163V165L75 166H72V170H74L75 171V167L77 166ZM217 165V164H216ZM216 165H215V169H217V171H218V167L222 170L223 168H221L219 165H217V167H216ZM225 165V164H224ZM257 165V164H256ZM18 166H19V164H18ZM22 165H20V167H21ZM66 166V165H65ZM71 166V165H70ZM80 166V165H79ZM260 166H261V164H260ZM30 167V166H29ZM43 167H45L46 168V166H43ZM42 167V168H43ZM53 167V166H52ZM78 167V166H77ZM84 167V166H83ZM86 167V166H85ZM226 167V166H225ZM263 167V166H262ZM19 168V167H18ZM41 168V167H40ZM56 168V167H55ZM66 168H68V166L66 167ZM74 168V169H73ZM89 168V167H88ZM143 168V169H142ZM146 169V171H145V169ZM257 168V167H256ZM59 169H60V167H59ZM142 169V170H141ZM214 169V168H213ZM225 169V168H224ZM242 169V168H241ZM254 169V168H253ZM20 170V169H19ZM54 170H56V169H54ZM68 170V169H67ZM96 170V171H97ZM145 172H144V171ZM18 171V170H17ZM22 171V170H21ZM31 171V170H30ZM50 171H51V169H50ZM57 171V170H56ZM55 171V172H56ZM79 171V170H78ZM124 171V172H123ZM143 171V172H142ZM215 171V170H214ZM256 171V170H255ZM20 172V171H19ZM39 172H40V170H39ZM55 172H53V173H55ZM70 172H73V171H70ZM85 172V171H84ZM89 172V171H88ZM94 172V171H93ZM208 172V171H207ZM235 172V171H234ZM238 172H240V170L238 171ZM22 173V172H21ZM68 173V172H67ZM95 173V172H94ZM196 173V172H195ZM214 173H216V172H214ZM218 173V172H217ZM219 173H221V172H219ZM243 173H245L246 175H248V177L247 178H242L243 177ZM250 173V172H249ZM254 173V172H253ZM264 173V172H263ZM13 174V173H12ZM38 174V173H37ZM45 174V173H44ZM51 175V178H52V172L50 173ZM56 174V173H55ZM54 174V175H55ZM62 174V173H61ZM68 174H70L71 175V173H68ZM67 174V176H64V178L62 177H60L61 179H63V180H60V181H62V186H61V184H60V188H63L68 194V198H66V201H68V203H74V199L77 197V195H78V193H83V192H85L86 190H87V186H86V184L88 183V181L90 180L91 181V178H87V177H84V178H82V177H79L78 179H77V177L74 179V180H72V181H70L72 178H69L70 176ZM80 174V173H79ZM86 174V173H85ZM89 174V173H88ZM87 174V175H88ZM91 174V173H90ZM99 172L98 173H96V175H97V177L99 176ZM146 174V173H145ZM206 174V173H205ZM211 174V173H210ZM64 175V174H63ZM75 175V174H74ZM95 175V174H94ZM100 175H102V174H100ZM121 175V176H120ZM138 175V176H137ZM156 175H158L157 173H156ZM240 175H241V177H240ZM16 176V175H15ZM44 176V175H43ZM69 176V177H68ZM76 176V175H75ZM78 176V175H77ZM84 176V175H83ZM135 178H134V177ZM151 176V175H150ZM149 176V177H150ZM206 176V175H205ZM219 176V175H218ZM222 176V175H221ZM245 176V175H244ZM3 177V176H2ZM47 177H49V175H47ZM56 177V176H55ZM67 177V178H66ZM93 177V176H92ZM96 177V176H95ZM111 177V176H110ZM122 177V178H121ZM251 177V176H250ZM253 177V176H252ZM22 178V177H21ZM26 178V177H25ZM24 178V179H25ZM31 178V177H30ZM68 178H69V181L71 182V183H73V184H80V188H79V191H76V187L75 186H73V185H71L70 183V185L68 184V186H65V184H64V179H67V181H68ZM103 177L101 176V180H103L102 179ZM108 178L109 177H105L104 179H107V181H110V179L108 180ZM152 178V177H151ZM159 178V177H158ZM205 178V177H204ZM208 178H210V175H209V177ZM214 178H216V175L214 176ZM220 178V177H219ZM218 178V179H219ZM235 178H236V176H235ZM234 178V180H236ZM23 179V178H22ZM42 179V178H41ZM48 179V178H47ZM46 179V180H47ZM95 179V178H94ZM100 179H99V181H100ZM12 180V179H11ZM15 180V179H14ZM32 180V179H31ZM51 180V179H50ZM50 180H47V182L49 181V183L51 182ZM54 180V179H53ZM157 180V179H156ZM155 180V181H156ZM214 180V179H213ZM216 180V179H215ZM16 181V180H15ZM28 181H30V180H28ZM36 181V180H35ZM114 181V180H113ZM112 181V182H113ZM148 181V182H147ZM154 181V182H155ZM212 181V180H211ZM237 181V180H236ZM55 182V181H54ZM53 181H52V184L54 183ZM115 182V181H114ZM214 182V181H213ZM212 182V183H213ZM30 183V182H29ZM34 183H37V181L36 182H34ZM56 183V182H55ZM54 183V184H55ZM109 183V182H108ZM107 183V184H108ZM115 183H117V181L115 182ZM119 183V182H118ZM121 183V182H120ZM126 183V184H127ZM158 183V182H157ZM156 183V184H157ZM160 183H158V184H160ZM210 183V182H209ZM209 183H208V185H209ZM215 183V182H214ZM4 184V183H3ZM31 184H32V182H31ZM104 184V183H103ZM201 184V185H200ZM211 184V183H210ZM14 185H16V184H14ZM206 184H204V186H205ZM207 185V186H208ZM1 186V185H0ZM7 186H9V185H7ZM24 186V185H23ZM40 186V185H39ZM50 186V185H49ZM48 186V187H49ZM56 186V185H55ZM85 186V187H84ZM101 186V185H100ZM105 186H106V181H105ZM108 186H109V190L111 189V184L109 185L108 184ZM169 186H172L174 189H175V194L174 193H168V192H166L165 190H166V188L167 187H169ZM42 187H44V186H42ZM41 187V188H42ZM45 187H46V185H45ZM48 187H46V188H48ZM206 187V186H205ZM210 188H211V185L209 186ZM208 187V189H210ZM213 187V186H212ZM31 188V187H30ZM56 188V187H55ZM86 188V189H85ZM90 189H92V190H94V188H95V185H91L90 187H89ZM88 188V189H89ZM21 189V188H20ZM32 189V188H31ZM51 189H53V187H51ZM58 189V188H57ZM96 189H98V188H96ZM255 189L256 190H259V189H261V191H262V194L261 193H257L258 194V196H255L254 195V191H255ZM1 190V189H0ZM55 190V189H54ZM62 190V189H61ZM73 190H75L74 191V193L72 192V194L70 193L71 191H73ZM77 190H78V188H77ZM112 190V189H111ZM110 190V191H111ZM2 191V190H1ZM28 191V190H27ZM26 191V192H27ZM42 191H44V189L42 190ZM59 191V190H58ZM4 192V191H3ZM50 192V191H49ZM61 192H63V190L61 191ZM102 192V191H101ZM173 192V191H172ZM260 192V191H259ZM13 193V192H12ZM15 193H17V192H15ZM29 193V192H28ZM103 193H105L104 191H103ZM119 193V192H118ZM117 193V194H118ZM39 194V193H38ZM91 194V193H90ZM107 194H109L108 192H107ZM180 195L181 196V198L179 197H177L176 195ZM2 195V194H1ZM23 195V194H22ZM21 195V196H22ZM66 194H65V196H67ZM86 195V194H85ZM14 196V195H13ZM57 196V195H56ZM61 196V195H60ZM191 196V195H190ZM197 196V195H196ZM58 197H59V195H58ZM86 197H88V196H86ZM94 197V196H93ZM203 197V196H202ZM210 197V196H209ZM208 197V198H209ZM237 197H239V200H237ZM18 198V197H17ZM63 198V197H62ZM83 198V197H82ZM212 198V197H211ZM78 199V198H77ZM63 201H65L64 200V198L62 199ZM207 200H209V199H207ZM212 200V199H211ZM215 201H214V203H215ZM119 202H120V200H119ZM197 201H195V203H196ZM202 202H204V201H202ZM207 202V201H206ZM211 202H213V201H211ZM16 203V202H15ZM65 203V202H64ZM67 202H66V204L65 205H67L68 204ZM203 205H205L204 203H202ZM207 204H208V202H207ZM209 205V204H208ZM121 206V205H120ZM194 206H197V205H194ZM214 207V206H213ZM216 207V206H215ZM214 207V208H215ZM209 209H210V207H208ZM198 210H199V208H198ZM201 210H202V208H201ZM200 210V211H201ZM215 210V209H214ZM92 211V210H91ZM205 211V210H204ZM207 211H208V209H207ZM206 211V212H207ZM209 212V211H208ZM92 213V212H91ZM96 213V212H95ZM198 214V213H197ZM204 214V213H203ZM207 214V213H206ZM209 214V213H208ZM207 214V215H208ZM91 215V214H90ZM106 215V214H105ZM103 216V215H102ZM196 216H198V215H196ZM203 216V215H202ZM210 216V215H209ZM3 217V216H2ZM199 217V216H198ZM200 219V218H199ZM83 221V220H82ZM82 221H80L79 223H82ZM196 222H197V220H196ZM84 224H85V222H83ZM100 223V224H99ZM147 223V224H146ZM210 223V224H211ZM196 224V223H195ZM194 224V225H195ZM210 224H208L209 226H212V225H210ZM75 225V224H74ZM165 225H167V226H165ZM193 225V226H194ZM205 225V224H204ZM200 226L201 228L202 227H206V226ZM207 225V226H208ZM148 226V225H147ZM74 229H72V230H68V233H67V237L68 238H70V239H72V240H74L75 242H77L78 244L80 243H82L81 245H83V246H86L87 248H89V250H90V245L87 243V242H85V243H83L86 239H89L88 237H87V233H85V232H87L89 229L87 228H83V226H81L80 224H78L77 223V225L74 227V226H72ZM139 227V228H138ZM143 227V226H142ZM188 227V229H190L191 228V225H190V228H189V225L187 226ZM121 228V229H120ZM122 228H123V230H122ZM207 228V227H206ZM66 229V228H65ZM91 229V228H90ZM198 229V228H197ZM122 230V231H121ZM149 230V229H148ZM147 230V231H148ZM159 230V229H158ZM159 230V231H160ZM210 230V229H209ZM96 231V230H95ZM119 231H121L120 233H119V235L117 236V234L116 233H118ZM153 231V230H152ZM171 232V231H170ZM172 232V233H173ZM83 233H85V235L83 234ZM115 234H116V237H115ZM154 234V233H153ZM170 234V233H169ZM179 234H177V236H178ZM184 235V234H183ZM143 236V235H142ZM169 236V235H168ZM172 236V235H171ZM182 236V235H181ZM173 237H175L174 236V234H173ZM83 238H84V240H83ZM59 239V238H58ZM66 239V238H65ZM69 239V240H70ZM92 239H95V238H92ZM114 239V240H113ZM167 239V238H166ZM188 239H186V240H188ZM56 239H52V240H49L48 239V242H42V243H46V246H47V249H49L48 247L50 246V247H52L51 249H53V246L54 247H58V245H56L57 244V241H55ZM96 240V239H95ZM150 240V239H149ZM186 240H185V242H186ZM31 241V240H30ZM36 241V240H35ZM38 241H39V239H38ZM59 241V240H58ZM73 241V242H74ZM87 241H89V240H87ZM94 241V240H93ZM93 241H90V242H93ZM98 241V240H97ZM97 241H96V243H97ZM32 242V241H31ZM41 242V241H40ZM69 242V241H68ZM72 242V243H73ZM74 242V243H75ZM89 242V243H90ZM101 242H102V240H101ZM159 242V241H158ZM22 243H25V242H22ZM36 243V242H35ZM49 243V244H48ZM99 243V242H98ZM150 243H152V242H150ZM184 243V242H183ZM187 243H188V241H187ZM186 243V244H187ZM210 243V244H209ZM13 244V243H12ZM38 244V243H37ZM37 244H36V247H37ZM177 244V243H176ZM3 245V244H2ZM16 245V244H15ZM20 245V244H19ZM18 245V246H19ZM22 245V244H21ZM27 245V244H26ZM29 245V244H28ZM31 245V244H30ZM44 245V244H43ZM94 245V244H93ZM97 245V244H96ZM99 245V244H98ZM107 245V246H106ZM195 245V246H194ZM203 245V244H202ZM206 245V244H205ZM45 245H44V247H46ZM11 247H12V245H11ZM10 247V248H11ZM14 247V246H13ZM21 247V246H20ZM35 247V246H34ZM92 248H93V246H91ZM175 247H176V245H175ZM174 246H173V248H175ZM180 247V246H179ZM183 247V246H182ZM3 248H4V246H3ZM28 248H30V247H28ZM33 248V247H32ZM39 247H37V249L36 250H34L35 252L37 251V253L39 252V253H41L42 252V249H43V252H42V255L44 254V252L46 253V248H45V251H44V248H39ZM59 248V247H58ZM62 248H63V246H62ZM91 248V249H92ZM98 248V247H97ZM99 248H101V246L99 247ZM98 248V249H99ZM199 248H201V247H199ZM15 249V248H14ZM17 250H19L18 248H16ZM35 249V248H34ZM64 249H66V248H64ZM64 249H63V252H65L64 251ZM183 249H185V248H183ZM2 250V249H1ZM7 250H9V249H7ZM21 250H23V248L21 249ZM29 250V249H28ZM33 250V249H32ZM54 250V249H53ZM192 250V251H191ZM194 250H196V251H194ZM10 251V250H9ZM34 251H32V252H34ZM61 251V250H60ZM86 251H87V249H86ZM185 251V250H184ZM189 251V252H188ZM2 252V251H1ZM20 252V251H19ZM29 252H31V251H29ZM50 251L49 250H47V253H49ZM69 252V251H68ZM89 252V251H88ZM91 252V251H90ZM92 252H94V251H92ZM91 252V253H92ZM98 252V253H97ZM3 253H6L5 251L3 252ZM2 253V254H3ZM37 253H35V255L37 254ZM47 253L44 255V259L42 258V257H40V258H38V256L37 257H35V258H37V261L38 262H41V260L43 259V261L42 262H44V264H46L47 262L49 263V261L45 258V257H49L48 255H47ZM53 253H55V254H57V255H55V254H53ZM59 253L61 254V255H63V256H61V255H59ZM1 254V253H0ZM29 254H31V253H29ZM33 254L34 253H32V255L31 256H33ZM50 254V253H49ZM70 255L69 253H66V255ZM93 254V253H92ZM4 255V254H3ZM8 255H10V254H8ZM19 255V254H18ZM41 255V254H40ZM52 255H50V256H52ZM154 255V256H153ZM161 255V254H160ZM7 256V255H6ZM5 256V257H6ZM11 256V255H10ZM20 257L21 256H26L25 255V253H24V255H19ZM31 256L30 257H26V258H29V259H32L31 258ZM56 256L59 258L60 256V258L57 260V258H56ZM89 256H91V255H89ZM20 257H18V258H20ZM34 257V256H33ZM53 257V256H52ZM68 256H66V258H67ZM7 258V257H6ZM9 256H8V260H9ZM15 258V257H14ZM26 258H25V260H26ZM42 258V259H41ZM51 258V257H50ZM54 258L52 259V260H54ZM64 258H65V256H64ZM200 258H202V259H200ZM5 259V258H4ZM3 259V260H4ZM16 259V258H15ZM14 259V261H16ZM41 259V260H40ZM61 259V260H60ZM1 260V259H0ZM44 260H47V262H45ZM187 260H188V262H187ZM193 260H190L191 261V263H192V261ZM2 261V260H1ZM10 261H11V259H10ZM26 261H28V260H26ZM34 261L35 262H33V259L31 260V262H30V264L31 263H33V264H35V263H38V262H36V260L34 259ZM135 261H137V263L135 262ZM4 262H5V260H4ZM7 262V261H6ZM9 262V261H8ZM7 262V263H8ZM13 262V261H12ZM11 262V263H12ZM24 264H28V263H25L24 261H22ZM224 262V263H223ZM3 263V262H2ZM6 263V264H7ZM17 263H19L18 261H17ZM21 263V262H20ZM19 263V264H20ZM60 263V264H61ZM10 264V263H9ZM42 264V263H41ZM50 264V263H49ZM156 264H158V263H156ZM194 264V263H193ZM234 264V263H233Z\"/></svg>",
	"mask_w": 264,
	"mask_h": 264
},
{
	"label": "built area",
	"instance_id": "built-area-1",
	"mask_svg": "<svg viewBox=\"0 0 264 264\" xmlns=\"http://www.w3.org/2000/svg\"><path fill=\"white\" fill-rule=\"evenodd\" d=\"M237 200H239V197H237Z\"/></svg>",
	"mask_w": 264,
	"mask_h": 264
}]
</instances>
